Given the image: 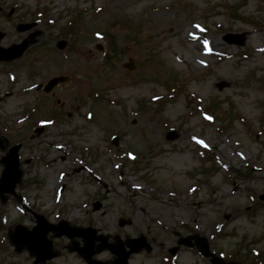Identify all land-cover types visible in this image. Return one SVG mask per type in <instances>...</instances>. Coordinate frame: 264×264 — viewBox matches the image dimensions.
<instances>
[{"label": "rangeland", "instance_id": "374dc122", "mask_svg": "<svg viewBox=\"0 0 264 264\" xmlns=\"http://www.w3.org/2000/svg\"><path fill=\"white\" fill-rule=\"evenodd\" d=\"M0 7V46L29 43L0 61V158L20 142L22 171L15 194L0 198V264H33L9 241L16 224H36L32 211L90 225L107 244L127 248L143 236L149 249L128 264H211L183 244L164 263L193 234L226 260L235 252L253 264L255 249L264 264V0ZM71 21L75 30L63 34ZM19 23L33 26L20 32ZM227 32L245 33L244 45L226 43ZM59 75L70 80L48 94L38 87ZM50 116L55 122H45ZM59 238L60 255L45 264H86L69 252L72 240ZM113 257L107 249L94 255Z\"/></svg>", "mask_w": 264, "mask_h": 264}, {"label": "water", "instance_id": "95a60500", "mask_svg": "<svg viewBox=\"0 0 264 264\" xmlns=\"http://www.w3.org/2000/svg\"><path fill=\"white\" fill-rule=\"evenodd\" d=\"M32 25L31 24H26L20 27L21 30H26L30 28ZM3 36L2 33H0V39ZM244 34H232V33H226L223 37L225 41L228 43H234V44H239L242 45L244 42ZM28 41L25 39L22 41L20 44L17 45H12L9 48H1L0 47V59H11L14 57L20 56L23 51L27 48L28 46ZM59 47H63V43L59 44ZM66 77L64 76H58L54 77L51 80L48 81L46 87L44 88L45 91H49L53 86H55L59 82H65ZM19 149V145L13 146L9 151L7 152V155L2 158V161L4 163L5 169L2 173L1 179H0V195L4 191L6 192H13L15 184L19 180L21 176V171L18 169L19 162H18V155L17 151ZM264 199V195H263ZM45 222L40 219L39 224L34 227L32 230H26L23 227H17L20 229V235L14 238L11 236V241L15 243L16 248L20 249L21 247L25 246L28 250L31 252H36V251H44V250H50V244L42 242L43 236L46 235V233L49 231V227L44 226ZM84 230H79V229H74L73 231H61L58 232V235H61L63 233L68 234L69 236H74V235H83L84 237V246L82 249H80L81 253H84L85 256L87 257L89 264H103L99 263L97 261L90 260V256L92 255V240L95 239L93 236V231L91 229H86ZM103 240V243L99 246L98 250H101L106 247L105 244V239L103 237H98ZM198 244H200L201 250L205 254H209L207 250V244L203 240H198ZM185 244H190L189 241H186ZM144 245V242L142 240H134L131 239L128 242V246L130 247L129 251H125L121 245H118L117 247H110L113 252L117 254V258L115 260L114 264H126V258L131 252H136L138 251L142 246ZM175 252V249L173 250ZM52 255H46V258H50ZM45 259V258H44ZM214 264H225L221 260H218L217 258H213Z\"/></svg>", "mask_w": 264, "mask_h": 264}, {"label": "flooded vegetation", "instance_id": "af4514ba", "mask_svg": "<svg viewBox=\"0 0 264 264\" xmlns=\"http://www.w3.org/2000/svg\"><path fill=\"white\" fill-rule=\"evenodd\" d=\"M56 222V221H55ZM86 226H90V225H76V227H86ZM55 231H57V230H55ZM48 237L52 240V243L54 244L55 243V239H57V238H59V237H55L54 236V234L53 233H49L48 234ZM62 236H60V238H61ZM59 238V239H60ZM76 243H77V241H76ZM77 244H79V243H77ZM54 246V245H53Z\"/></svg>", "mask_w": 264, "mask_h": 264}, {"label": "bare ground", "instance_id": "6f19581e", "mask_svg": "<svg viewBox=\"0 0 264 264\" xmlns=\"http://www.w3.org/2000/svg\"><path fill=\"white\" fill-rule=\"evenodd\" d=\"M49 181H50V184H51V185H54V183L57 182L56 178H55V177L53 178L52 176H50ZM114 258H115V257H114ZM114 258L109 259V260H103V261H104L105 263H109V262H112V261L114 260Z\"/></svg>", "mask_w": 264, "mask_h": 264}, {"label": "trees", "instance_id": "16d2710c", "mask_svg": "<svg viewBox=\"0 0 264 264\" xmlns=\"http://www.w3.org/2000/svg\"><path fill=\"white\" fill-rule=\"evenodd\" d=\"M63 34H65V32L63 33ZM107 39H108V41L110 42V39L107 37ZM111 46H112V44H111Z\"/></svg>", "mask_w": 264, "mask_h": 264}]
</instances>
